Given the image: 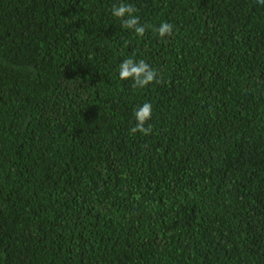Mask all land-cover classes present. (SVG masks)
I'll return each mask as SVG.
<instances>
[{"label": "trees", "instance_id": "1", "mask_svg": "<svg viewBox=\"0 0 264 264\" xmlns=\"http://www.w3.org/2000/svg\"><path fill=\"white\" fill-rule=\"evenodd\" d=\"M0 264H264V5L0 0Z\"/></svg>", "mask_w": 264, "mask_h": 264}, {"label": "clouds", "instance_id": "2", "mask_svg": "<svg viewBox=\"0 0 264 264\" xmlns=\"http://www.w3.org/2000/svg\"><path fill=\"white\" fill-rule=\"evenodd\" d=\"M257 3L264 5V0H256ZM137 9L131 4H114L111 12L112 15L122 20V27L130 29L139 37H143L146 31V25L139 21V17L135 15ZM173 25L169 22H162L158 28L155 29L160 37H170L173 35ZM121 80H132L133 88L143 89L152 83H161L160 73L153 69L145 60H134L129 57L124 59L119 65L118 71ZM152 104L149 102L143 103L139 106L135 113V126L130 129L131 134L137 132L147 136L152 132V125L147 122L152 118ZM147 125V126H146Z\"/></svg>", "mask_w": 264, "mask_h": 264}, {"label": "bare ground", "instance_id": "3", "mask_svg": "<svg viewBox=\"0 0 264 264\" xmlns=\"http://www.w3.org/2000/svg\"><path fill=\"white\" fill-rule=\"evenodd\" d=\"M176 82V81H175Z\"/></svg>", "mask_w": 264, "mask_h": 264}]
</instances>
